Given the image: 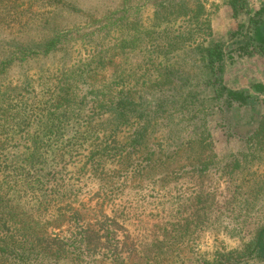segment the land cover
<instances>
[{"label":"rangeland","instance_id":"1","mask_svg":"<svg viewBox=\"0 0 264 264\" xmlns=\"http://www.w3.org/2000/svg\"><path fill=\"white\" fill-rule=\"evenodd\" d=\"M169 1L0 0V106L21 101L24 117L45 115L44 138L36 148L33 138L20 141L15 155L43 154L41 164L34 160L47 173L38 184L47 212L55 187L65 194L62 212L109 214L128 250L124 264H206L219 256L221 264H264V239L247 254L264 226V0H244L237 15L234 0H174L183 9L168 13ZM100 28L103 37L90 36ZM154 42L170 43V51L153 52ZM216 44L223 58L212 68L206 50ZM123 52L128 129L107 139L109 114L80 104L75 113L50 114L67 79L81 83L102 69L106 84L117 83ZM116 89L99 91L111 100ZM141 116L142 149L133 150ZM51 166L62 171L52 176Z\"/></svg>","mask_w":264,"mask_h":264},{"label":"trees","instance_id":"2","mask_svg":"<svg viewBox=\"0 0 264 264\" xmlns=\"http://www.w3.org/2000/svg\"><path fill=\"white\" fill-rule=\"evenodd\" d=\"M243 1H233L235 15L245 7ZM65 3L69 7L67 0ZM75 6L76 4L71 9L73 10ZM163 7L169 13L171 10L181 11L183 4L181 6L175 4L174 0H170L169 4ZM173 13L168 14V16H172ZM92 18L97 19L96 17ZM110 25V22H106L105 27L108 28ZM104 28H100L98 32L90 36L103 37L104 35H99V32ZM94 41L92 40V43ZM143 41V38H138L136 44L140 45ZM53 42L52 40L47 44V50L43 53L49 51V45ZM169 44H166L167 47H162L157 46V43L154 42L151 47L154 48L153 52L156 50L166 52L170 51ZM221 50L220 44L206 50L208 62L212 68L222 61L223 52ZM125 56L126 52H123L117 64L118 73L116 71L115 74L117 83L106 84L107 79L102 69L100 73H94V75L89 73L88 77L81 83L67 79L56 96L50 100L51 109H53L50 114H56L58 109L63 108L61 116H66L70 109L71 112L75 113L80 104L81 110L88 108L90 111L93 109V115L109 114L106 124L109 123L111 128L108 129L110 133L107 135V139L115 136L123 128L128 129L126 128L128 126L124 127L129 112H131L129 92L124 87L128 74L121 70L129 65L128 62L124 61ZM136 56L140 63L145 60V57L139 54ZM91 71L95 72L93 69ZM99 79L100 83L97 84L95 80ZM119 85L122 87L118 90L116 86ZM258 87L259 91H264L263 87ZM110 88L116 89V91L111 95V100H106L104 95L101 96L99 90L107 89L106 91L110 92ZM234 97L237 101L244 100L241 95ZM76 100H78V104ZM14 103L0 106V264H116L117 261L124 264L129 259L125 256L128 250H124L125 245L120 244L119 238L116 237L113 229L115 221L109 214L104 212H99V215L94 214V212H62L63 207L60 204L65 194L56 190L55 187L48 194V197L51 198V206L47 212V190L38 188V184L43 183L41 180L45 177L43 175L47 173L44 168L38 167V162L34 160L37 159L40 162L41 159H44L43 154L38 152L36 158L35 149H30L22 153L24 158L19 161L14 152L20 147V141L27 140L28 142L32 138V144L36 148L37 141L44 138L40 134L45 125V115L39 116L40 118L38 117L36 120L35 118L24 117L22 115L24 114L22 113L23 103L21 101ZM81 110H78L77 114ZM93 115L85 120L90 123L96 118ZM141 119L143 121L135 128L131 140L130 146L133 150L142 149L144 125L148 122L146 123V117L141 116ZM61 120L62 122L68 121L67 118H61ZM27 123L28 126H24ZM33 125L36 129L40 128V131L38 135L34 134L32 137L29 131ZM103 125L105 126V123ZM27 129L29 131L26 132ZM259 135H264V122ZM97 152L99 154L100 150ZM101 157H103L102 154ZM50 168L53 170L51 172L54 173L52 176H57L62 171H55L56 169L52 166ZM202 201L204 203L205 200ZM198 213L194 212L195 215ZM195 221L199 224L197 220ZM255 235L247 248V254L254 253L262 243L264 226ZM215 261V263L207 262L206 264H221V256Z\"/></svg>","mask_w":264,"mask_h":264}]
</instances>
